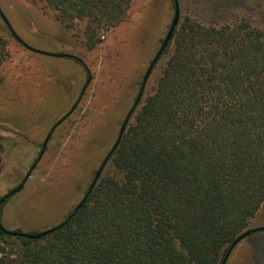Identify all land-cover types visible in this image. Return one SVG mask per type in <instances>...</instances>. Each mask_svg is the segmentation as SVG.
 Listing matches in <instances>:
<instances>
[{
    "label": "trees",
    "instance_id": "16d2710c",
    "mask_svg": "<svg viewBox=\"0 0 264 264\" xmlns=\"http://www.w3.org/2000/svg\"><path fill=\"white\" fill-rule=\"evenodd\" d=\"M39 1L65 28L84 21L88 49L131 2ZM160 59L83 205L38 239L0 227V264H220L250 228L264 203V27L185 17Z\"/></svg>",
    "mask_w": 264,
    "mask_h": 264
},
{
    "label": "rangeland",
    "instance_id": "374dc122",
    "mask_svg": "<svg viewBox=\"0 0 264 264\" xmlns=\"http://www.w3.org/2000/svg\"><path fill=\"white\" fill-rule=\"evenodd\" d=\"M179 21L220 23L248 17L264 27V0H178ZM0 36L8 56L0 81V195L23 178L52 127L74 104L88 74L90 81L74 110L53 130L44 153L23 188L8 198L1 223L6 229L40 231L60 223L82 198L95 170L114 143L142 76L165 36L172 0H131L125 18L88 49L85 22L68 29L39 0H0ZM44 52V53H42ZM46 53H69L75 59ZM158 60L144 92L155 80ZM264 226V203L250 227ZM225 264H264V231L248 235Z\"/></svg>",
    "mask_w": 264,
    "mask_h": 264
},
{
    "label": "water",
    "instance_id": "95a60500",
    "mask_svg": "<svg viewBox=\"0 0 264 264\" xmlns=\"http://www.w3.org/2000/svg\"><path fill=\"white\" fill-rule=\"evenodd\" d=\"M173 2V15H172V19L171 22L169 24L168 30L165 34V36L163 37V39L160 42V45L157 49V51L155 52L154 56L151 58L143 76L140 82V86L139 89L137 91V94L131 104V106L129 107V109L127 110L124 118L121 121L120 127L118 129V133H117V137L114 141V143L112 144L111 148L107 151V153L105 154V156L103 157L102 161L100 162V164L98 165L97 169L95 170L92 179L90 180L88 186H87V190L84 193L83 197L81 198V200L75 205V207L73 208V210L70 212V214L60 223L53 225L49 228L40 230V231H35V232H26L20 229H6L5 227H3L2 223H1V219H0V227L3 229V231L11 236H17V237H22V238H26V239H38L48 233H51L53 231H55L56 229L62 227L63 225H65L68 220L74 215V213L83 205L84 201L86 200L87 196L89 195L90 191L92 190L93 186L95 185L96 181L98 180V178L100 177L108 159L110 158L111 154L113 153V151L116 149V147L118 146L120 139L125 131L126 125L129 122L131 115L133 114V112L135 111V109L137 108L141 98H142V94L144 92V88L146 85V82L150 76V74L152 73L154 67L156 66L160 56L162 55L163 50L167 47L168 43L170 42L173 32L176 28V26L178 25V21H179V15H180V10H179V5H178V0H172ZM0 16L2 17V19L4 20V22L8 25V27L10 28L13 36L16 38V40H18L20 43H22L26 48L31 49V50H35L38 51L30 46H28L27 44H25L16 34L15 32L12 30L9 22L7 21L6 17L3 15V13L0 10ZM44 53V52H42ZM48 55H52L55 57H66V58H72V59H76V60H80L82 61L79 57L75 56V55H71L69 53H46ZM87 70V69H86ZM88 73V78L84 84V86L82 87V89L79 92V95L77 97V99L75 100L74 104L71 106V108L59 119L57 120L52 127L50 128V130L48 131V133L46 134L41 147H40V151L39 154L37 155V157L35 158V160L33 161V163L31 164V166L29 167V169L25 172L22 180L13 188L9 189L7 192L3 193L2 195H0V204H2L5 200H7L8 198H10L12 195H14L15 193H17L18 191H20L23 188L24 183L26 182V180L28 179V177L30 176L32 170L35 168V166L37 165L38 161L40 160L42 154L44 153L46 146H47V142L54 130V128L61 123L76 107V105L78 104L79 100L81 99L84 90L87 86V84L89 83L91 77L89 74V71L87 70ZM259 231H264V226H257V227H250L247 230H245L244 232H242L241 234H239L228 246L220 264H225L231 251L233 250V248L236 246V244L241 241L243 238L247 237L248 235L255 233V232H259Z\"/></svg>",
    "mask_w": 264,
    "mask_h": 264
}]
</instances>
